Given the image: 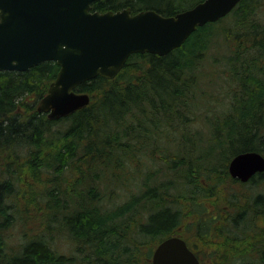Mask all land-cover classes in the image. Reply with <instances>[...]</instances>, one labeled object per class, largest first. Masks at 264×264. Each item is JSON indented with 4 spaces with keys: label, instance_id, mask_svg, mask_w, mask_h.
<instances>
[{
    "label": "trees",
    "instance_id": "1",
    "mask_svg": "<svg viewBox=\"0 0 264 264\" xmlns=\"http://www.w3.org/2000/svg\"><path fill=\"white\" fill-rule=\"evenodd\" d=\"M202 1L98 0L91 11L173 16ZM58 71L51 61L26 72L0 71V172L14 174V182L0 179V264H151L154 248L170 236L197 256L196 244L183 236L187 218V233L199 240L239 227L242 211L216 225L220 217L184 207L226 196V184L238 182L227 169L236 154L264 156V0H241L165 56L130 55L114 79L97 77L75 89L89 95L87 106L51 120L35 105ZM23 175L39 193H30L33 184ZM249 181L263 189L233 196L251 199L242 227L251 229L254 259L241 264H264V229L255 226L264 220V173ZM24 190L42 218L12 244L8 231ZM107 191L125 199L108 207ZM52 223L62 226L72 253L56 248Z\"/></svg>",
    "mask_w": 264,
    "mask_h": 264
},
{
    "label": "water",
    "instance_id": "2",
    "mask_svg": "<svg viewBox=\"0 0 264 264\" xmlns=\"http://www.w3.org/2000/svg\"><path fill=\"white\" fill-rule=\"evenodd\" d=\"M98 0H0V71L26 72L43 62L59 71L36 110L58 120L85 107L86 93L75 89L94 78L114 79L132 54L165 56L207 23L229 14L241 0H203L173 16L153 10L132 14L91 11ZM232 179L246 183L264 173V156L241 152L229 161ZM151 264H200L178 236L154 248Z\"/></svg>",
    "mask_w": 264,
    "mask_h": 264
},
{
    "label": "rangeland",
    "instance_id": "3",
    "mask_svg": "<svg viewBox=\"0 0 264 264\" xmlns=\"http://www.w3.org/2000/svg\"><path fill=\"white\" fill-rule=\"evenodd\" d=\"M210 61V60H209ZM210 62L206 60L205 62V68L207 72H210L208 70V66ZM210 77L212 74L209 75ZM215 92V91H214ZM216 98L220 99V95L216 92L215 94ZM29 100V99H28ZM38 103L35 105V109L37 107ZM199 127H202V125L198 124ZM196 127V126H195ZM192 128V126H191ZM24 155L21 154V156L16 160L18 163L24 162ZM228 165V163H227ZM15 168V166H14ZM164 174H161L159 177L162 180H167L168 178H171L169 175L163 177ZM24 177V175H23ZM25 181H28L33 184V188L31 189L30 193L37 192L39 193L38 187L35 185L32 178L25 176ZM0 179H10L12 182H14V174L9 170V168L2 169L0 172ZM23 188V185H22ZM263 189V184L260 183H253L251 181L242 183L237 182L236 184H226L225 191L226 196L221 197V194L218 198H197L193 203H190L184 207V210H187V212H193V213H200L203 212L205 216L212 217L217 216V218L220 217V221H216V225L223 223L227 219H233V217L236 216V213L243 212L245 213V217L241 220L239 223V227H224L225 229L221 230L219 233H210L208 236L200 237L199 239H194L192 236H189V233H187L188 230H191L189 227H186L192 221V218L185 219L184 229H186L183 233V236L185 239H189L190 242L196 244L194 249L197 252V257L201 264H226L227 260H234L235 263H246V262H252L251 260L254 259L252 255H248V252H251V250L254 249L253 241L251 240V243H249V236L248 232H251V229L248 227H242V222L244 221V225L249 224L247 223V219L250 218V215L252 214V208L250 205L251 199L249 198H234L233 196L236 194L239 197L240 195L244 196H252L258 192H260ZM28 190H24L19 198V203H17V224H14L9 228L8 234L10 236V241L12 244H14V235L15 236H22L23 232H29L32 233L35 231L37 225L39 224V221L42 218V211L40 212L37 207L34 206V204H30V200L32 197L31 194L27 193ZM219 192V191H218ZM110 192L107 191V195H109ZM117 195L113 193V195H109L108 198H105V202L107 203L108 207H112L114 204L119 205L122 203V201L125 198H116ZM248 196V197H249ZM209 197V196H208ZM75 199V198H72ZM37 202V204H40L42 206V200L39 198H35L33 202ZM167 200V198H166ZM30 204V205H29ZM20 217H23L24 220L20 219ZM28 224L24 227V222L28 221ZM255 226L261 228V230L264 229V220L262 218H259L255 222ZM192 224V223H191ZM190 224V225H191ZM235 225V224H233ZM62 226H60L58 223H52V230H54L55 234L53 236V242L56 245V248L64 252L66 254L72 253V247L68 243L67 237L64 235L65 233L62 232ZM248 233V234H247ZM188 234V237H187ZM215 238V240H214ZM16 238L15 240H17ZM216 248L215 250H213ZM220 248L221 250L217 249ZM151 262V259H150ZM229 263V262H227Z\"/></svg>",
    "mask_w": 264,
    "mask_h": 264
}]
</instances>
